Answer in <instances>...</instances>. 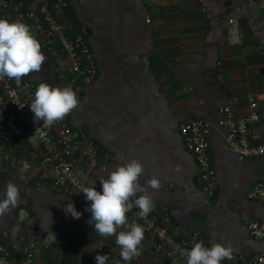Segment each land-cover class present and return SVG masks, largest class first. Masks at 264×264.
<instances>
[{
  "label": "crops",
  "instance_id": "obj_1",
  "mask_svg": "<svg viewBox=\"0 0 264 264\" xmlns=\"http://www.w3.org/2000/svg\"><path fill=\"white\" fill-rule=\"evenodd\" d=\"M22 1L27 10L28 0ZM69 2L73 11L65 9L63 18L77 31L87 29L98 66L97 81L82 90L73 121L95 139L101 154L113 157L104 171L94 173L107 177L137 159L144 168L141 185L159 179L160 188H148V194L157 212L171 216L175 235L200 229L211 244L231 245L233 253H261L264 240L250 236L247 222L264 221V201L248 197L254 183L264 179V157L240 160L225 143L228 127L219 124L222 105L231 104L245 116L250 95L261 90L264 16L256 0ZM29 27L40 42L34 26ZM231 29L238 30L239 43L230 40ZM41 51V70L28 75L30 104L40 83L63 87L67 79V62L58 48ZM192 119L209 123L213 195L204 192L194 156L179 133V125ZM250 135L252 143L264 141V120L250 127ZM43 155L14 111L0 106V194L9 180L21 191L17 206L0 216V228L8 231L2 242L13 259L34 242L40 264H96L97 254L108 255L106 264H171L154 253L145 233L139 255L123 261L115 236L101 237L88 224L86 206L40 178ZM69 202L82 214L79 219L65 214ZM21 210L27 212L22 218ZM52 232L55 241L46 239ZM97 243L104 246L97 248Z\"/></svg>",
  "mask_w": 264,
  "mask_h": 264
},
{
  "label": "built area",
  "instance_id": "obj_2",
  "mask_svg": "<svg viewBox=\"0 0 264 264\" xmlns=\"http://www.w3.org/2000/svg\"><path fill=\"white\" fill-rule=\"evenodd\" d=\"M256 2L264 16V0ZM69 3V0H28V9L22 10L25 5L22 0H0V18L11 21L16 8V20L21 19L25 24L34 26L41 48H58L67 62L65 86H71L78 98L80 91L96 83L98 66L87 29L77 31L72 23L63 18ZM229 38L233 43H239L238 30L231 29ZM31 86L28 76L22 78L19 86L15 80L7 77L0 79V106L12 109L19 123L27 127L33 139L43 147L40 178L50 180L56 192L88 207L90 202L86 201L80 188L82 185H95L97 191H102L100 180L106 176L95 174L94 171H104L113 159L112 154L100 153L95 139L74 123V111L51 127H45L42 121L35 122L27 98ZM219 111V124L228 127L225 135L227 147L243 161L251 157H264V141L252 143L250 135V127L264 120V69L261 72V90L258 94L250 95L249 112L245 116H238L231 104L222 105ZM179 133L183 137L185 149L194 156L204 192L213 195L216 175L210 161L209 123L204 119L188 120L179 125ZM248 197L264 201V179L254 183ZM139 211L133 207L127 213L128 221L142 225L154 253L168 259L171 264H186L180 250L190 249L194 241H202L205 247H211L200 229L186 236L175 235L170 228L171 216L166 210L159 213L153 208L146 218H140ZM26 215V211H20L21 218ZM247 229L252 238L264 240V221L249 219ZM7 236L8 231L0 228V264H40L35 257L34 242L24 245L22 257L13 259L10 250L2 242V238ZM221 264H264V250L256 255L233 253L232 260L225 259Z\"/></svg>",
  "mask_w": 264,
  "mask_h": 264
},
{
  "label": "clouds",
  "instance_id": "obj_3",
  "mask_svg": "<svg viewBox=\"0 0 264 264\" xmlns=\"http://www.w3.org/2000/svg\"><path fill=\"white\" fill-rule=\"evenodd\" d=\"M44 61L41 44L29 25L21 19L10 21L0 18V79L7 77L15 80L19 86L23 77L39 72ZM78 104L77 94L71 86H52L42 82L36 88L30 110L35 122L42 121L45 127H51L70 114ZM143 172L142 163L131 159L110 171L106 178H101L102 191H97L95 185H82L80 188L86 201L90 202L85 209L91 214L88 224H94L95 232L101 237L115 236L120 258L125 262L139 255L144 238L143 226L135 221L129 223L127 213L136 207L140 210L139 217L146 218L154 208L148 188H160V181L155 176L146 181V186L141 185L139 178ZM0 195L3 196L0 199V216L9 213L21 200L19 186L11 180ZM63 210L75 219L82 215L71 202ZM46 239L55 241V234H48ZM103 246L97 243V248ZM180 255L186 259V264H221L225 259H233V248L219 242L205 247L202 241H194L190 249H181ZM107 260L108 255L95 256L96 264H106Z\"/></svg>",
  "mask_w": 264,
  "mask_h": 264
},
{
  "label": "trees",
  "instance_id": "obj_4",
  "mask_svg": "<svg viewBox=\"0 0 264 264\" xmlns=\"http://www.w3.org/2000/svg\"><path fill=\"white\" fill-rule=\"evenodd\" d=\"M70 6V5H69ZM69 6L66 8V9H68V11H73V10H71L72 8H69ZM74 27V26H73ZM83 91H80V93H79V95H78V98H79V96L81 95V93H82ZM74 123L75 124H77L75 121H74ZM78 125V124H77ZM79 126V125H78ZM81 127V126H80ZM260 253V252H259Z\"/></svg>",
  "mask_w": 264,
  "mask_h": 264
}]
</instances>
